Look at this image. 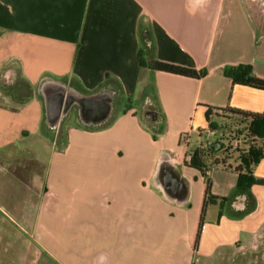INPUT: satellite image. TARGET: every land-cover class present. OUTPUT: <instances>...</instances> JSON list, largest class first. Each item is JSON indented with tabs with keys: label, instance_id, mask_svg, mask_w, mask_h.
Segmentation results:
<instances>
[{
	"label": "crops",
	"instance_id": "0c3cea01",
	"mask_svg": "<svg viewBox=\"0 0 264 264\" xmlns=\"http://www.w3.org/2000/svg\"><path fill=\"white\" fill-rule=\"evenodd\" d=\"M250 2L0 0V213L18 221L23 215L32 240L66 253L67 264H217L220 252L235 263L264 242V158L251 168L257 183L244 195L242 212L232 207L243 196L236 189L238 162L209 167L206 177L188 164L189 151L206 140L207 111L219 128L231 123L220 117L230 109L264 113V90L235 85L230 75L248 66L264 80V9ZM144 55L205 74L195 79L153 71ZM11 66L17 79L5 86L1 76ZM106 76L119 84L122 103L105 126L83 128L74 111L58 132L45 129L44 82L91 94L112 91L102 88ZM27 87L31 98L20 103ZM146 102L155 109V124L143 119ZM247 124L233 130L244 134ZM50 138L59 140L63 154L74 153L73 167L36 158L43 148L48 152ZM19 153L44 167L42 175H31V187L8 170ZM164 158L186 185L179 200L163 195L155 180ZM206 179L210 194L225 201L207 204L215 208L208 223L206 205L195 245ZM66 221L75 224L67 233ZM61 234L73 242H56ZM100 237L108 246L98 244ZM29 248L30 264H50Z\"/></svg>",
	"mask_w": 264,
	"mask_h": 264
},
{
	"label": "trees",
	"instance_id": "16d2710c",
	"mask_svg": "<svg viewBox=\"0 0 264 264\" xmlns=\"http://www.w3.org/2000/svg\"><path fill=\"white\" fill-rule=\"evenodd\" d=\"M147 51H151L150 47H146ZM150 53V52H149ZM146 67L150 70L169 73L173 75L189 77V78H201L204 76V71L196 72L191 69H186L180 66L171 65L163 62H159L153 59H149L144 63ZM231 79L235 85H243L255 89L264 90V80L258 79L251 74V69L248 66H238L231 70ZM110 87L116 96H120L121 88L114 80L110 79L108 76L105 78V82L102 86ZM31 89L27 87L24 94L18 97L20 103H24L31 98ZM211 112L207 111L205 114L206 121L208 123L209 129L221 130L227 133L225 138V143L220 146V149H214L212 146H207L206 144H200L196 146L193 150L189 151V161L190 167L200 171L203 176L206 177V172L209 167L226 166L228 160L234 159L238 162L235 167L237 173V192L241 195H245L247 190L257 182L253 179L251 175V168L259 163L261 159L264 158L263 151V139H264V113L262 114H251L245 113L237 110L230 109L227 114L221 115L223 122L231 121L230 124L221 125L219 128L215 123L210 120ZM245 128V133L242 134L241 131L236 132L233 130L235 126H240L241 124L247 123ZM219 128V129H218ZM237 138L240 141L238 147H232L231 140ZM154 139V135H153ZM54 140V139H52ZM58 139L54 141L57 146ZM58 147V146H57ZM22 156L20 159L23 163L22 170H16L14 167L17 162L10 163L8 170L14 174L21 182H23L28 187H31V175H42L44 171L43 165H41L36 159L27 153H19ZM210 161L209 165L208 162ZM217 200L220 202L225 201V199H217L210 194V183L206 179V189H205V200L202 206V211L200 215L198 230L195 239V245L198 243L199 236L201 233V228L203 225V214L204 209L207 204L214 203Z\"/></svg>",
	"mask_w": 264,
	"mask_h": 264
},
{
	"label": "water",
	"instance_id": "95a60500",
	"mask_svg": "<svg viewBox=\"0 0 264 264\" xmlns=\"http://www.w3.org/2000/svg\"><path fill=\"white\" fill-rule=\"evenodd\" d=\"M143 40L149 45L147 33H144ZM16 79V70L12 66L1 76L5 86L13 85ZM39 95L43 102L44 126L50 134L58 132L73 110L78 123L86 129L105 126L113 115V91L82 94L60 82L46 81L40 86ZM156 116L154 113L153 119ZM155 180L163 195L169 199L179 200L178 197L186 192V185L169 158L160 161ZM245 201L244 195L238 196L234 199L232 207L242 212L246 209Z\"/></svg>",
	"mask_w": 264,
	"mask_h": 264
},
{
	"label": "rangeland",
	"instance_id": "374dc122",
	"mask_svg": "<svg viewBox=\"0 0 264 264\" xmlns=\"http://www.w3.org/2000/svg\"><path fill=\"white\" fill-rule=\"evenodd\" d=\"M250 1V0H248ZM253 6L256 7L257 9H264V0H253ZM144 33H141L140 39H141V45L142 48L144 49L145 42L143 40L144 38ZM144 60L147 62L149 59L146 55H144ZM115 94V93H114ZM125 98V97H123ZM122 99L119 96L114 95V102H113V115L111 119L115 116L117 109L119 105L122 103ZM121 102V103H120ZM132 106H135L137 109L140 107V101L137 97L132 99ZM74 113V110L71 112L69 118L71 115ZM102 128V127H100ZM50 146L48 148V152L43 148L41 151L38 153V157H36L40 162L45 164L46 166H49L50 164H54L56 161H60L62 165H65L67 168L73 167L75 163L74 159V153L70 154H63V149L61 148L60 150L58 147L53 144L52 138L49 140ZM46 142H44L45 145ZM58 144V143H57ZM57 150L60 153V157H57L55 153H57ZM12 161L11 163H13ZM16 162V161H15ZM17 164L24 165L25 163L22 162L21 159L17 161ZM58 163L55 164V166ZM86 164V163H85ZM39 182L43 183L42 180H39ZM38 183V182H36ZM36 197V196H35ZM4 207V206H3ZM8 208L5 206V209ZM7 210V209H6ZM206 216L204 217V223H208L213 219V214L215 212V208L213 206L207 205L206 207ZM8 212V211H7ZM11 216V215H10ZM19 217V216H17ZM74 218V217H73ZM21 219V218H20ZM23 219V221H22ZM21 221H18L16 219L10 218L9 215L4 214L3 212L0 213V264H30V261L32 260V253L30 251L29 246H31L35 253L34 257L36 256V251L38 254L42 255L44 260H47L50 264H67L68 260L70 258H67L66 253H57L54 248H51L50 246L42 247L41 245L37 244L35 242V238L31 237L28 233L27 225L24 216L22 215ZM89 223H87L88 225ZM94 224V223H93ZM105 225V224H104ZM62 229H64L67 232H70L73 230L75 224L72 223L71 221H66L62 225ZM173 230L175 231L174 225H172ZM61 228V227H60ZM86 224H82L81 229H85ZM172 232L171 240L174 238V233ZM71 237H68V234L57 236L54 238V240L61 245L73 242V239H70ZM34 239V240H32ZM98 241H102L101 243H98L99 245L101 244L102 246L106 247L108 245L107 241L105 238H97ZM261 242V241H260ZM67 247V246H66ZM231 256V255H229ZM216 259L219 260L217 264H235L232 262V260H227L226 255L221 256V252L217 254ZM238 256H236L235 259H237ZM221 258V260H220Z\"/></svg>",
	"mask_w": 264,
	"mask_h": 264
},
{
	"label": "flooded vegetation",
	"instance_id": "af4514ba",
	"mask_svg": "<svg viewBox=\"0 0 264 264\" xmlns=\"http://www.w3.org/2000/svg\"><path fill=\"white\" fill-rule=\"evenodd\" d=\"M154 113L155 109H153V106L150 103L146 102L143 104L142 116L150 125L155 124L158 121L157 116L153 119ZM235 264H264V242L261 241L251 251L242 253L237 257Z\"/></svg>",
	"mask_w": 264,
	"mask_h": 264
},
{
	"label": "built area",
	"instance_id": "2783aa9c",
	"mask_svg": "<svg viewBox=\"0 0 264 264\" xmlns=\"http://www.w3.org/2000/svg\"><path fill=\"white\" fill-rule=\"evenodd\" d=\"M206 134V140L204 141V144L207 146H212L214 149H220V146L225 143V138L227 137V133L222 132L221 130H215V129H209L205 131ZM184 143L187 145V140L184 141ZM232 147H238L240 144L239 139L233 138L231 140ZM188 157V161H189Z\"/></svg>",
	"mask_w": 264,
	"mask_h": 264
}]
</instances>
